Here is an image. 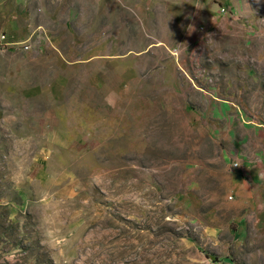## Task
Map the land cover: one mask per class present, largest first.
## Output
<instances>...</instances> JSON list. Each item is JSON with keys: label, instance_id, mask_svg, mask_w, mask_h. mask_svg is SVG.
I'll list each match as a JSON object with an SVG mask.
<instances>
[{"label": "rangeland", "instance_id": "374dc122", "mask_svg": "<svg viewBox=\"0 0 264 264\" xmlns=\"http://www.w3.org/2000/svg\"><path fill=\"white\" fill-rule=\"evenodd\" d=\"M223 1L0 0V264H264V0Z\"/></svg>", "mask_w": 264, "mask_h": 264}, {"label": "crops", "instance_id": "0c3cea01", "mask_svg": "<svg viewBox=\"0 0 264 264\" xmlns=\"http://www.w3.org/2000/svg\"><path fill=\"white\" fill-rule=\"evenodd\" d=\"M54 1H56V0H54ZM58 1H61V0H58ZM129 1L132 3L136 2V4L139 3V0H129ZM232 2H233V0H224L223 4L231 9L232 8L231 7ZM88 3L90 4L91 0H88ZM28 14H29V11H27V9H23V7L19 10V14H17V12L12 13V15H10L8 18H6L5 21L2 22L0 25V28H3V29L8 31V32H2V33H7L8 35L11 34L16 38H21V39L27 37L30 34V32L32 31L29 28V24H26V17ZM30 15H31V13H30ZM67 33L71 34L72 32L67 30ZM58 36H60V35H58ZM55 37H57V36H53V38H55ZM53 41L51 43H53ZM73 45H75V42H73L66 50L69 58L71 57V60L74 63L73 65L77 66L78 64L80 65L81 63H87V64H89V66H92L93 64L97 65V64L106 62V60H104V58L100 57V56H102L101 51L106 50L105 44L103 46L98 47V49H99L98 52H100V53H98V56H95L93 58H92V54H91L90 49H87L85 51L83 50L85 55L87 54V56H88V58L85 60L78 58L79 50L76 48V46H73ZM63 47H64L63 45L51 46L52 50H54L56 48L57 50H60V51L64 50V49H62ZM5 50H7V48ZM5 50H3V51H5ZM66 51H64V52H66Z\"/></svg>", "mask_w": 264, "mask_h": 264}, {"label": "built area", "instance_id": "2783aa9c", "mask_svg": "<svg viewBox=\"0 0 264 264\" xmlns=\"http://www.w3.org/2000/svg\"><path fill=\"white\" fill-rule=\"evenodd\" d=\"M225 9V8H223ZM35 37L31 36L28 39L25 40H14L6 33H2L0 35V47H7V52H11L13 50H24L29 51L33 48V46L36 44Z\"/></svg>", "mask_w": 264, "mask_h": 264}, {"label": "clouds", "instance_id": "9594fccd", "mask_svg": "<svg viewBox=\"0 0 264 264\" xmlns=\"http://www.w3.org/2000/svg\"><path fill=\"white\" fill-rule=\"evenodd\" d=\"M106 100L111 104L112 100H111V94H109V97H106Z\"/></svg>", "mask_w": 264, "mask_h": 264}, {"label": "bare ground", "instance_id": "6f19581e", "mask_svg": "<svg viewBox=\"0 0 264 264\" xmlns=\"http://www.w3.org/2000/svg\"><path fill=\"white\" fill-rule=\"evenodd\" d=\"M0 49H2V47H0ZM4 49V48H3Z\"/></svg>", "mask_w": 264, "mask_h": 264}]
</instances>
